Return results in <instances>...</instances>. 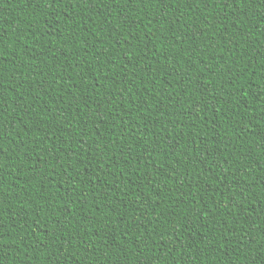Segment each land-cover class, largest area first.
Instances as JSON below:
<instances>
[{
    "label": "trees",
    "instance_id": "16d2710c",
    "mask_svg": "<svg viewBox=\"0 0 264 264\" xmlns=\"http://www.w3.org/2000/svg\"><path fill=\"white\" fill-rule=\"evenodd\" d=\"M226 7L0 0V264H264V0Z\"/></svg>",
    "mask_w": 264,
    "mask_h": 264
},
{
    "label": "snow or ice",
    "instance_id": "6c2138e0",
    "mask_svg": "<svg viewBox=\"0 0 264 264\" xmlns=\"http://www.w3.org/2000/svg\"><path fill=\"white\" fill-rule=\"evenodd\" d=\"M32 0H29V3H31ZM41 2H46V0H41ZM58 0H53V4L55 5V3H57ZM77 4H85L88 2V0H76ZM118 0H109V3L115 4L117 3ZM125 2L127 4H135L137 3V0H125ZM140 3H143L145 5H147L148 3L151 2V0H139ZM193 2H195V0H193ZM223 4L225 5L226 8L228 9H232V12L229 13L228 15L231 14H235L237 16V19H239V13L236 12L237 7H242L245 4H251L253 3V0H222ZM200 3H204V4H210V3H216V0H200ZM111 14V13H110ZM228 15H225L224 19L227 20ZM125 20L128 19L127 16L124 17ZM211 19V14L209 13V15L206 17V23L208 22V20ZM204 33L201 32V35H203ZM193 35H195V33H193ZM97 83L99 84V81H97ZM3 88V83L2 81H0V89ZM6 101H3L2 99H0V143L3 142L4 138L8 135H10L11 133L14 132L15 130V118L12 119V121L10 122H6L7 121V116L8 113L5 110V105ZM125 131H127V129H125ZM49 140L51 139V137L48 138ZM66 143V141H65ZM19 147V145H18ZM49 148L52 147L51 144L48 145ZM174 147V146H173ZM259 149L264 150V143H261L259 146ZM0 152H2V150H0ZM69 159H71V157H69ZM29 163H31V161H29ZM70 166V165H69ZM33 167H35V165H33ZM101 171H104V169L102 168ZM109 174H110V170H109ZM3 183L4 181L0 180V189L3 188ZM181 187H183V185H181ZM237 187H239V184H237ZM229 191L231 192V189H229ZM70 195V194H69ZM83 195V194H82ZM2 199H8L11 200V196H7L5 197L3 191H0V200ZM84 200H87V197H84ZM2 206V205H0ZM124 207H127V204L124 205ZM13 226H15V222H12ZM128 235H131V233H126L125 236L127 237ZM5 239H12L13 243H15L14 238L12 237H6L3 233L2 230H0V240H5ZM231 255V253H229V256Z\"/></svg>",
    "mask_w": 264,
    "mask_h": 264
}]
</instances>
